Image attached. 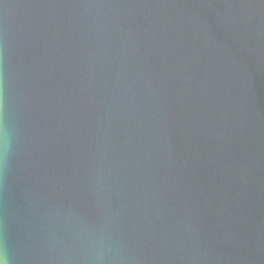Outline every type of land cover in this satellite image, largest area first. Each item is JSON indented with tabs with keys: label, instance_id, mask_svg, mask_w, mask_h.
<instances>
[{
	"label": "water",
	"instance_id": "obj_1",
	"mask_svg": "<svg viewBox=\"0 0 264 264\" xmlns=\"http://www.w3.org/2000/svg\"><path fill=\"white\" fill-rule=\"evenodd\" d=\"M8 264H264V0H0Z\"/></svg>",
	"mask_w": 264,
	"mask_h": 264
},
{
	"label": "clouds",
	"instance_id": "obj_2",
	"mask_svg": "<svg viewBox=\"0 0 264 264\" xmlns=\"http://www.w3.org/2000/svg\"><path fill=\"white\" fill-rule=\"evenodd\" d=\"M0 264H8V261L0 256Z\"/></svg>",
	"mask_w": 264,
	"mask_h": 264
}]
</instances>
